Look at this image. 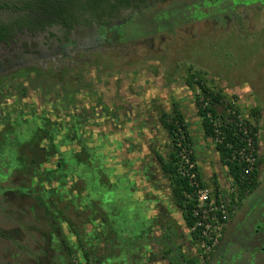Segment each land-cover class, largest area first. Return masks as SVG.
I'll list each match as a JSON object with an SVG mask.
<instances>
[{
  "label": "rangeland",
  "instance_id": "rangeland-1",
  "mask_svg": "<svg viewBox=\"0 0 264 264\" xmlns=\"http://www.w3.org/2000/svg\"><path fill=\"white\" fill-rule=\"evenodd\" d=\"M154 1L150 0L151 3H154ZM1 2L8 5H19V7L22 3L21 0H1ZM234 4H242L244 6L260 4V6H264V0H190L187 2L176 0L175 3L173 1L159 5L157 3V8L151 7L144 14L135 15L130 25L126 26L128 28L126 31L128 34H132V36L142 37L146 33L154 32V30L175 27L177 24L184 23V21L192 17L198 18L200 15L211 20L218 17L216 14L223 12L228 6L231 7ZM167 5L171 6L165 7ZM121 7L122 4L120 3L113 10L109 9L104 13H97L95 16L101 17L107 15L112 20L116 16H121ZM136 7V5L133 6L124 15L128 17L129 14H134ZM6 11L8 10L0 11V20L3 22L5 19L11 18V15H15V13L19 16L29 17L26 21L31 22H40L43 19H47L44 17L41 20L39 17L30 15L25 11H8L11 12L9 13L11 15L6 14ZM257 14L254 13L253 15L256 16ZM55 22L60 23L62 21ZM204 22L194 23L196 29L203 32V35L205 34L204 38L201 37L199 41L195 40L187 47V51H190L188 54L189 66L202 72L187 71L185 74L183 71H179L176 74L172 73V76H167L162 74L160 70L146 71L138 69L140 73L134 75L133 73H129L131 69H123L122 73H117L113 77L101 78L96 83H90L91 96L101 100V103H95V108L90 105L88 106V103L87 105L85 103L78 106L75 105L81 108H86L87 106L88 108H93L90 111V119L92 126L100 129L101 135L99 136L101 138L106 137L109 131L116 130L114 140L116 139L119 145L118 153H112L110 150L112 145H107L109 159L106 164L102 162V158L92 157L95 152H93V149H90L91 151H88L87 154L89 155L87 156V161H92L93 163L80 164L73 162L71 165L73 169V171L71 170L72 175L74 179H78L76 184L77 194L80 193V184H83V191L91 194L90 199L93 202L92 208L87 205L88 216H91V219L100 220L98 223L100 224V231L103 232V234L100 231L99 233L96 232L95 236L92 232L89 234L90 227H88L86 238L92 242H98L100 239V245L105 251H100V245L97 243H94V246L85 247L86 252H78V248L73 245L72 251L75 256L71 259L68 257L62 259L61 249L56 243L57 239L61 240L68 234L72 237V242L76 238V241L79 242V234L72 233L73 227L71 228V226L69 227V232L64 227V230L67 231L64 234L62 231L63 225L68 223L67 220L64 224L63 216L59 217V214H53L52 211L48 213L44 209H53V202H58L57 205L63 212L67 203L60 198V200L51 199L52 202L50 204L46 200L48 196L42 194V188L39 186V183H36L32 188L34 190L29 191L27 188L28 192L24 195L16 191V186L21 184L25 185V187L31 186L30 182L32 178L35 179L40 174L36 168L38 166H34V163L36 162V165H40L41 170L47 168L45 165L46 161H43L45 160V156L48 157L53 152L58 151L61 146L66 145L67 138L55 132L47 136L43 134L37 135L39 131L36 129L34 123L20 124V120L18 122L16 120L17 124L14 129L8 128L0 133V169L5 162V166L8 163V168L3 169V171H6L5 175L10 176L4 184L6 188L1 194L2 198H0V264H77L78 261L82 262L83 258L91 260V264H150V260L147 261L146 259L149 254L155 261L161 255L160 251L162 249L157 239L160 236L163 224L160 221L158 222V217L162 214L164 215V213H167L166 225L164 226L171 223L178 232L180 229L182 231L183 236L178 242V247L182 249L181 253H183L179 252V254L183 255L186 260L182 264H205L212 260V253H216V250H218L226 225L237 215L241 201L245 198L250 199L255 197L261 201V204L264 203V180L259 181L260 177H262L261 175L263 174L264 176V21L261 24L258 19V23L253 25L254 30L251 28L250 32H247L246 28L243 27L236 29L232 27L231 31H229L230 29L225 30V33H227H224L225 35L209 23ZM210 29L214 33L210 34ZM165 32L163 35H165L167 40L168 33ZM62 33L63 29L57 26L56 28H48L36 33L32 36L33 38L29 39L27 38L30 36L24 33L22 34L25 41L23 46L26 47L28 42L36 40V42H39L40 47L43 44V50L48 49L49 52L55 46H53V43H59L61 37L63 39ZM186 33L189 32L187 31ZM217 34L220 36L216 37ZM170 38H174L173 42L176 41V37L170 36ZM71 40L73 38H70V42ZM134 44L132 42L131 46ZM30 45L33 46V43ZM57 50V47L54 48L55 52L53 54L55 57H57V54H60V59L64 58V62L70 56L72 57V51L69 46L63 45L61 49L62 53ZM140 50L143 53L144 50L141 47L137 49L138 52ZM177 56L176 62H180L183 58H180L182 54L177 53ZM0 57H8V53L4 51L0 54ZM0 60L2 59L0 58ZM111 70L116 71L117 69ZM192 75L205 80L207 85L212 89L222 91L232 106L239 110L237 119L240 123L249 122L256 125L259 129L256 135L257 160L255 162L257 187L259 188L257 189L256 187L252 193L248 192V190L244 191L242 198H238L236 194L237 189L234 187L232 179L229 178L224 167L220 164L214 143L211 140H205L202 135L200 120L196 114L193 102L194 90L185 85L187 79ZM80 95H76V98ZM10 104L8 102L0 103V111L7 110ZM174 105L180 108L188 124L189 133L193 138L196 166L199 168L206 185L204 193L200 194V196L201 198H206L207 202L210 203L217 202L220 199L227 213V219L222 223L220 228H214L213 237L216 238V241L213 246L206 243L209 232H205L206 237L199 235L194 238L192 236V242L187 240L186 235L191 233L192 230H186L182 214L174 205L169 203L166 206V212H163L160 208L162 199L159 196L171 199V184L163 176L159 165L154 160L155 154L168 158L170 152V141L159 123V111L170 113ZM60 107L62 113L70 110L69 105H60ZM254 108L258 110V113L252 116L251 110ZM9 109L13 111L12 108L9 107ZM104 116L106 117L104 118ZM42 124L43 129H49L46 122ZM87 137L84 142H88L91 138ZM45 138L49 139L52 142L51 144L55 142L54 145L56 146L51 147V152H47L46 146L43 145ZM41 144L44 149L40 148ZM62 155V159L65 160L66 165L62 166L60 171H53L45 175L41 172L40 178L48 181L44 187L45 189H50L48 186L52 183L51 181L53 183L57 180L60 182L65 181V173L69 171L67 167L71 163V159L67 154ZM82 160H86V158ZM119 164H121L122 168H119ZM113 166H116L114 176L117 174V176L123 179L124 177H121L122 174L129 173L130 169L132 171L131 175L136 178L138 186V192L135 197L137 202L136 211H132L129 207L133 206V201L131 200L132 197L130 198L126 194V189L112 184L115 183L114 179L110 176ZM22 171L25 172V177H23ZM143 188H146L145 195H143ZM107 190L112 192L111 196L113 198L108 196V194L104 197ZM32 191L36 194L31 195ZM38 191L41 193L37 194ZM100 193L103 194L105 202L104 200L102 201V196L100 199H96V196L101 195ZM52 197L55 198L57 195L53 194ZM152 198L157 203L153 204V213L149 215L152 216V219H147V210L144 208L142 212H145V214L140 213L138 203L141 200L144 201ZM2 205L6 206L5 209L7 211L2 209ZM21 205H23L22 212L17 209ZM102 205H109L110 207H102ZM97 206H101L104 211L103 215L100 212L101 210L97 209ZM29 207L35 208L33 215L28 211ZM78 209L79 202L75 206L73 205L71 214H64V218L70 220V225L77 223V219L79 218L77 216L79 215ZM17 211L19 215L16 213ZM88 216L87 218L85 217L86 220H89ZM52 220L56 227L54 229V226L50 223ZM244 226L241 227V230L246 229L251 233L253 228L247 224ZM107 231L110 232L107 234ZM82 232L84 234V231ZM147 232H150L151 235H147ZM168 233H173L170 227L166 229L165 235H168ZM235 233V228H232L226 239L223 240L222 250H225L224 248L226 247V253L229 252L228 261L231 264H243L245 261L244 256L240 255L238 248L231 243L233 241L231 238ZM238 238L239 235H236V240ZM138 245H142L140 246L142 248L141 252L137 254L139 255L138 258L133 259L126 255L133 252L132 248H135L136 251L140 249L137 247ZM93 247L97 248L90 252V249ZM148 248H152L149 253ZM144 249L147 251L146 253L143 252ZM94 252L97 257L95 261L92 258ZM176 258L177 262H180L179 257Z\"/></svg>",
  "mask_w": 264,
  "mask_h": 264
},
{
  "label": "flooded vegetation",
  "instance_id": "flooded-vegetation-1",
  "mask_svg": "<svg viewBox=\"0 0 264 264\" xmlns=\"http://www.w3.org/2000/svg\"><path fill=\"white\" fill-rule=\"evenodd\" d=\"M155 1L154 3H151L150 0H131L127 3L128 5L122 3V7L120 8V11L122 12L120 13L121 16H116L112 20L109 16L105 15L101 17L91 16L81 20L62 21L60 23L51 21L49 18L43 19L40 22H31L26 21L29 17L19 16L16 13L15 15H11L9 14L11 12H8L10 10H8L6 11V14L11 15V18H7L4 22H0V54L4 51L8 53V57H0L2 59L0 60V103H11L8 105L7 110L0 111V133L8 128L14 129L17 124L16 120L17 122L20 120V124L34 123L36 129L39 131L37 135L43 134L44 136H47L50 133L55 132L58 135L67 138L66 145L61 146L58 151L53 152L48 157L45 156V160L43 161H46L45 165L47 168L41 170V166L38 164L36 165V162H33L34 166H38L36 168L40 174L41 172L44 173L43 175L53 171L58 172L62 166L66 165L65 160L62 159V154H67L71 159V163L67 167V170L69 171L65 173V181L60 182L57 180L55 183L51 181L52 183L48 186L50 189H45L44 187L48 181L46 179H41L39 174L35 179L32 178L30 187H25L23 184L16 186V191L19 194L24 195L28 190H34L32 188L36 183H39V186L42 188V194L48 196V199L46 200H48L50 204L52 202L51 199L60 200V198L67 203L63 212L58 207V202H53V209H44L48 213L52 211L53 214H59V217L63 216L64 224L67 220L68 223L63 225L62 231L64 234L67 233L66 230L69 232L70 226L71 228L73 227L72 233L79 234V242L76 241L77 238L72 242V237L68 234L65 235L63 240L57 239L56 243L61 249L62 259L69 258L68 252L69 249H72L73 245L78 248V252H82L86 250L85 247L94 246V243L99 245L101 243L100 239L98 242H92L86 238L88 227H90L89 234L92 232L93 235L96 236L95 233H99L100 224L98 221L100 220L91 219V216H88L87 205L91 206V208L93 206V202L90 199L91 194L83 191V184H80V193L77 194L76 184L78 179H74L71 165L73 162L80 164L87 163V156H89L87 154L88 151H91L90 149H93V152H95L92 157H100L102 158V162L106 164L109 159L107 145H112L110 148L112 153H118L117 150L119 149L118 142L116 139L114 140L116 130L109 131L106 137L104 136L101 138L99 136L101 135L100 129L92 126L90 111L95 108V103H101V100L91 96L90 83H96L98 79L101 78L113 77L117 73H122L123 69H131L129 73H133L134 75L140 73L138 69L146 71L160 70L162 74L167 76H172V73L176 74L179 71H183L185 74L187 71H201L189 66L190 61H188V54L190 53V51H187L188 45L195 40L199 41L201 37L204 38L205 36V34L203 35V32L196 29L194 25L195 22H204L206 20L204 23H209L212 27H215L218 31H221V33L224 34L225 30L227 31L230 29L229 31H231L232 27H235V29L243 27L246 28L247 32H250L251 28L254 30L253 25L258 23V19L261 24L262 21H264V6H260V4L252 6L234 4L231 7L228 6L223 12L216 14L218 17L212 18L211 20L200 15L198 18L192 17L191 19L184 21V23L177 24L175 27L154 30V32L146 33L142 37L128 34L126 31L128 28H126V26L130 25L135 15L144 14L148 8L153 7L155 9L159 4L168 1H173L175 3L176 0ZM182 1L187 2L190 0ZM135 5L137 7L135 8L134 14H129L128 17L124 15L125 12L132 9ZM170 6L171 5H167L165 7ZM254 13L258 14L255 16L253 15ZM222 23L225 24V26H223ZM56 26L63 29V39H61V37L59 43H53V46H55L51 51L49 50L48 52V49L43 50V44L40 47L39 42H36V40L28 42L26 47L23 46L25 41L22 34H28L30 37L27 39H29L33 38L32 36L36 33L47 30L48 28H56ZM224 27L225 29H223ZM164 31H166L165 33H168L167 40L165 35H163ZM185 31H188L189 33H186ZM209 31L210 34L214 33L211 29ZM169 35L171 37H176V41L173 42L174 38L171 39ZM218 36L220 35L217 34L216 37ZM70 38H73L71 42ZM132 42L133 44L136 43L134 44L136 47H134V45L131 46ZM32 43L33 46L30 45ZM146 44L148 45L146 46ZM63 45L69 46L72 51V57L70 56L65 62L64 58L60 59V54H57V57L53 54V52H55L54 48L56 47L58 49L57 51L61 52ZM139 47L144 50L143 53L141 50L140 52L137 51ZM23 49L24 51H22ZM177 53L182 54L180 58H183L180 62H176L178 59ZM111 69L117 70L112 71ZM185 85L188 87L186 82ZM78 94L81 95L76 98V95ZM84 103L86 105L88 103V106H93V108H88V106L86 108L76 107ZM60 105H69L70 110L62 113L60 111ZM9 107L12 108L13 111H11ZM105 117L106 116H104V118ZM94 121L96 120L94 119ZM44 122L48 124V130L46 128L43 129L42 123ZM87 136L91 138L88 142H84ZM51 143L52 142L49 139L45 138L43 145L46 146L45 149L48 150L47 152H51V147L56 146L54 145L55 142L53 144ZM79 143L80 145L78 146ZM43 145L41 144L40 148L44 149ZM84 158H86V160H82ZM5 163L0 169V198H2L1 194L6 188L4 184L10 178L9 175H5L6 171H3V169L8 168V163L7 166H5ZM88 163L93 162L91 161ZM115 167L116 166H113L114 169L112 168L110 176L114 179L116 184H112L119 187L122 186L126 189V194H128L130 198L132 197L131 200L133 201V206L129 207L132 211H136L137 202L135 197L138 192L137 180L131 175L132 171H130V169L128 171L129 173H124L125 175L122 174L121 177H124L123 179H121L120 176H117V174L115 175L117 177H115ZM119 168H122L121 164H119ZM22 173L23 177H25V172L22 171ZM261 176L262 177H260L259 181L264 180L263 174ZM54 185L56 186L53 187ZM258 188L259 187H257V189ZM145 191L146 188H143V195H145ZM41 192L38 191L37 194H40ZM35 194L34 191L31 192V195ZM53 194L57 195V197H52ZM106 194L111 196L112 192L107 190L104 197H106ZM152 194H154V192H152ZM101 196L103 201L105 199L103 194L96 196V199H100ZM159 198L162 199L160 208L163 212H166V206H168L169 203L174 205L172 198L166 199L164 196H159ZM77 202H79V215H77L79 218L75 225H70V220L64 218V214H71V209ZM155 203L157 202H154L153 198L144 201L141 200L138 203V210L141 213L143 211L142 209L145 208L147 210L146 215L149 216L152 212V207H154L153 204ZM1 207L3 210H6L5 205H2ZM22 207L23 205L17 207V209L21 210ZM102 207L110 206L102 205ZM34 209L35 208L33 207L28 208L31 215H33L35 211ZM97 209L101 210L100 212L103 215L104 211L101 206H97ZM22 211L23 210H21V212ZM96 211L99 212L98 210ZM16 213L19 215L18 211ZM87 216L89 220L85 219ZM166 220L167 213L158 217V222L160 221L163 224V226L161 225L163 228L160 231V236H158L157 239L162 249L160 251V261L164 264H182L183 261H186L183 255L179 254L182 249L178 247L179 239L183 236L182 231L180 229L178 232L171 223L164 226L166 225ZM50 223L54 226L53 229L56 228L53 220ZM245 224L253 228L251 233L246 229L243 231L241 230V227ZM64 227H66V230H64ZM168 227L171 228L173 233L165 235ZM232 228H235L236 233L231 238V240H233L231 243L238 248L239 254L244 256L245 261L243 264H264V203L261 204V201L257 200L255 197L250 199L245 198L241 201L237 215L226 225L218 250H216V253H212V260L205 264H231L228 261L229 252L226 253V247L224 248L225 250H222V244ZM187 229L191 230V228L186 227V230ZM82 231H84V234H82ZM101 232L102 231H100V233ZM108 232L110 231H107V234ZM101 234H103V232ZM81 235L83 236L81 237ZM236 235H239L237 240ZM186 236L187 240L192 242L193 231ZM97 247L91 248L90 252L96 250ZM109 247L111 248V246ZM99 248L100 251H105L101 245ZM150 250H152V248L148 250V253ZM143 252L146 253L147 251L144 249ZM176 257H179L180 262H177ZM92 258L93 261L96 260L97 257L95 252ZM159 258H157L156 261H159ZM146 259L147 261L150 260V264L156 262L150 254ZM151 259H153V261H151ZM90 262L91 260L86 263L83 258L81 264H91Z\"/></svg>",
  "mask_w": 264,
  "mask_h": 264
},
{
  "label": "trees",
  "instance_id": "trees-1",
  "mask_svg": "<svg viewBox=\"0 0 264 264\" xmlns=\"http://www.w3.org/2000/svg\"><path fill=\"white\" fill-rule=\"evenodd\" d=\"M21 6L4 4L0 1V11L27 12L51 21L81 20L95 14L116 8L120 3L127 4L129 0H21ZM112 4V5H111ZM1 22V20H0ZM187 86L194 90L193 102L200 120L201 132L205 140H211L219 156V162L224 167L234 187L238 198L243 192L252 193L257 187L256 165L254 169L245 173L246 164L241 159V151L249 154L246 149V138H249L255 148L257 158L256 125L249 122L240 124L237 117L239 110L234 108L222 91H216L207 85L205 80L194 75L186 81ZM195 86V87H194ZM258 113L256 108L251 115ZM159 123L170 141L168 158L155 154L154 160L160 166L164 177L171 184V198L174 206L181 212L187 228L195 226L198 218L194 217L198 211V192L206 189L201 173L196 166V156L193 149V138L189 133L188 124L180 108L174 105L170 113L159 111ZM244 155V156H245ZM245 173V174H244ZM219 205V203H216ZM220 216V214H217ZM200 235V229L193 233L194 238ZM63 239V238H62ZM69 259L75 254L72 249L68 252ZM85 258L86 253L84 254ZM89 262L88 258L85 259ZM79 262L77 264H81Z\"/></svg>",
  "mask_w": 264,
  "mask_h": 264
},
{
  "label": "built area",
  "instance_id": "built-area-1",
  "mask_svg": "<svg viewBox=\"0 0 264 264\" xmlns=\"http://www.w3.org/2000/svg\"><path fill=\"white\" fill-rule=\"evenodd\" d=\"M245 141L246 149L249 150V154L245 155L244 150H242L240 154L241 157H243L241 159L244 161L247 167V170L244 172L249 173L254 169L257 158L254 156L255 148L253 149V143L251 140L246 138ZM203 191L204 190L198 192V211H195L194 213V217L198 218L199 221H196L195 226L192 227L191 230L194 233L196 232V229H200V236L203 235L205 237V232H209V235L206 238V243L213 246L216 241V238L213 237L214 228H220L222 223H224L227 219V213L220 199L217 201L219 203V205H217L216 201L210 203L207 202L206 198H201L200 194L204 193ZM217 214H220V216Z\"/></svg>",
  "mask_w": 264,
  "mask_h": 264
},
{
  "label": "crops",
  "instance_id": "crops-1",
  "mask_svg": "<svg viewBox=\"0 0 264 264\" xmlns=\"http://www.w3.org/2000/svg\"><path fill=\"white\" fill-rule=\"evenodd\" d=\"M198 169H199V168H198ZM142 213L145 214V212H142ZM151 213H153V212H151ZM151 213H150L149 215H152ZM146 217H147V219H150V218L152 219V216H146ZM147 235L150 236L151 233L149 232V233H147ZM140 246H142V245H140ZM140 246H139V245L137 246V247L140 248V249H138L137 251L135 250V248H134V249L132 248V251H133V252H132L131 254L129 253V255H128V254H126V255H127V256H130V257L133 258V259L138 258L139 255H137V254L140 253V252H141V249H142ZM153 264H164V263H162V261H160V259H159V261H157V262H155V263H153Z\"/></svg>",
  "mask_w": 264,
  "mask_h": 264
}]
</instances>
